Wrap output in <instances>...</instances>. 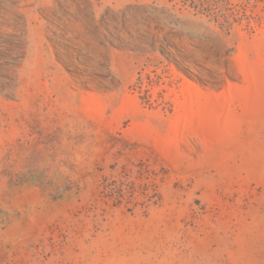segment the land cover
Wrapping results in <instances>:
<instances>
[{"label": "rangeland", "instance_id": "obj_1", "mask_svg": "<svg viewBox=\"0 0 264 264\" xmlns=\"http://www.w3.org/2000/svg\"><path fill=\"white\" fill-rule=\"evenodd\" d=\"M0 264H264V0H0Z\"/></svg>", "mask_w": 264, "mask_h": 264}, {"label": "trees", "instance_id": "obj_2", "mask_svg": "<svg viewBox=\"0 0 264 264\" xmlns=\"http://www.w3.org/2000/svg\"><path fill=\"white\" fill-rule=\"evenodd\" d=\"M245 1H246V2H250L251 0H245ZM102 189H103L102 193H103L104 195L112 196V191H113V190L110 189L109 185L103 183V184H102ZM116 201H117V202H120L121 200H120V198H118V199H116Z\"/></svg>", "mask_w": 264, "mask_h": 264}]
</instances>
